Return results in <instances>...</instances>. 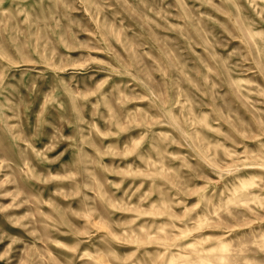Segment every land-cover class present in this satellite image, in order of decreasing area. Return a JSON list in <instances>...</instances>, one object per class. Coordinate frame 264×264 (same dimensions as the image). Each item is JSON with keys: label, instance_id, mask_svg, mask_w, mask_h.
<instances>
[{"label": "rangeland", "instance_id": "rangeland-1", "mask_svg": "<svg viewBox=\"0 0 264 264\" xmlns=\"http://www.w3.org/2000/svg\"><path fill=\"white\" fill-rule=\"evenodd\" d=\"M0 264H264V0H0Z\"/></svg>", "mask_w": 264, "mask_h": 264}]
</instances>
